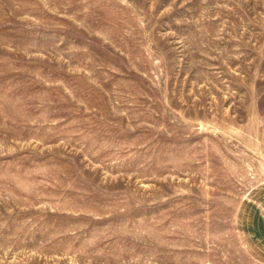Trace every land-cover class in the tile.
<instances>
[{"label": "rangeland", "instance_id": "1", "mask_svg": "<svg viewBox=\"0 0 264 264\" xmlns=\"http://www.w3.org/2000/svg\"><path fill=\"white\" fill-rule=\"evenodd\" d=\"M0 264H264V0H0Z\"/></svg>", "mask_w": 264, "mask_h": 264}]
</instances>
